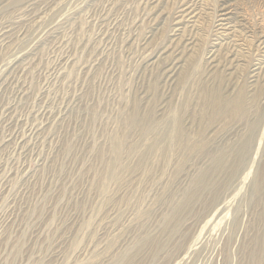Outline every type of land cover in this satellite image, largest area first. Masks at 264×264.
Masks as SVG:
<instances>
[{"label": "rangeland", "instance_id": "374dc122", "mask_svg": "<svg viewBox=\"0 0 264 264\" xmlns=\"http://www.w3.org/2000/svg\"><path fill=\"white\" fill-rule=\"evenodd\" d=\"M0 264H264V0H0Z\"/></svg>", "mask_w": 264, "mask_h": 264}, {"label": "bare ground", "instance_id": "6f19581e", "mask_svg": "<svg viewBox=\"0 0 264 264\" xmlns=\"http://www.w3.org/2000/svg\"><path fill=\"white\" fill-rule=\"evenodd\" d=\"M226 16H227V15H226ZM223 20H224V19H223ZM226 21H227V20H226ZM15 22H16V21H15ZM180 22H181V21H180ZM220 24H221V23H220ZM221 25H222V24H221ZM223 25H224V24H223ZM225 25H226V24H225ZM228 26H229V25H228ZM15 29H16V28H15ZM6 35H8V34H6ZM10 38H11V37H10ZM6 42H7V41H6ZM222 43H223V42H222ZM30 64H31V63H30ZM183 75H184V74H183ZM183 75H182V76H183ZM237 99H240V98L237 97ZM239 103H240V101H239ZM7 126H8V125H7ZM19 134H20V133H19Z\"/></svg>", "mask_w": 264, "mask_h": 264}]
</instances>
